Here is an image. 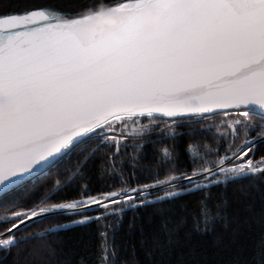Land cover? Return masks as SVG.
I'll use <instances>...</instances> for the list:
<instances>
[{
  "label": "snow or ice",
  "instance_id": "6c2138e0",
  "mask_svg": "<svg viewBox=\"0 0 264 264\" xmlns=\"http://www.w3.org/2000/svg\"><path fill=\"white\" fill-rule=\"evenodd\" d=\"M76 2L0 0V250L52 264L47 237L95 223L98 264H120L124 210L155 204L145 264H264V0H152L163 38L139 22L144 0H116L128 34L118 50L81 38ZM73 157L63 188L75 194L33 199ZM230 184L247 189L239 207ZM192 195L189 227L181 197ZM216 223L214 242H228L213 261L195 237Z\"/></svg>",
  "mask_w": 264,
  "mask_h": 264
},
{
  "label": "trees",
  "instance_id": "16d2710c",
  "mask_svg": "<svg viewBox=\"0 0 264 264\" xmlns=\"http://www.w3.org/2000/svg\"><path fill=\"white\" fill-rule=\"evenodd\" d=\"M260 129H257L253 135H259ZM76 159L67 161L59 172H53L43 181L39 182L37 188L32 191V198L37 199L47 194L52 196H73L75 187L70 185L67 189L63 188L67 178L75 168ZM187 165L191 169L192 165L188 162V157L181 152V166ZM162 178V177H161ZM59 179L61 185L57 186L55 181ZM143 179V178H142ZM214 192H219L221 189L214 188ZM230 199V208L241 206V201L244 200L247 192L240 184H230L227 188ZM21 202H23V193L20 194ZM55 202V201H51ZM181 202L185 203L187 214L189 215V227L191 226V213L198 212L197 197L183 196ZM160 205H149L136 210L126 208L123 212V219L116 232V244L119 246V261L120 264H145L144 249L140 244V238L143 235L146 238H151L160 227V213L157 209ZM4 206L0 205V214ZM0 218V225L4 220ZM71 219V217H58V221ZM45 224L43 227H49ZM39 230V229H35ZM99 230L95 223L83 226H69L61 229L45 239V243L50 244L55 249L56 255L52 257V264H80L81 260L85 264H98L99 245L101 243ZM111 231V230H110ZM222 225L216 223L214 231L203 236L195 237L201 247L206 251L210 260L218 261L220 257L214 256L213 253L222 248L223 243H227V235L221 244H216L214 238L218 233L223 232ZM254 237H258V233L253 229L251 235L244 234L240 240L246 245L254 243ZM147 242V241H146ZM39 243V242H37ZM16 250H0V264H21L16 257ZM41 264V262H37Z\"/></svg>",
  "mask_w": 264,
  "mask_h": 264
},
{
  "label": "clouds",
  "instance_id": "9594fccd",
  "mask_svg": "<svg viewBox=\"0 0 264 264\" xmlns=\"http://www.w3.org/2000/svg\"><path fill=\"white\" fill-rule=\"evenodd\" d=\"M136 14L142 25L150 26L161 38L166 36L163 11L152 0H144L138 5ZM81 17L77 28L82 39L94 37L108 50H118L128 43V34L122 25V12L105 0H98L94 7L84 9Z\"/></svg>",
  "mask_w": 264,
  "mask_h": 264
},
{
  "label": "water",
  "instance_id": "95a60500",
  "mask_svg": "<svg viewBox=\"0 0 264 264\" xmlns=\"http://www.w3.org/2000/svg\"><path fill=\"white\" fill-rule=\"evenodd\" d=\"M98 0H77L75 4L71 6L73 11L82 12L84 9L88 8L89 6L94 7ZM106 3L112 4L116 2V0H105Z\"/></svg>",
  "mask_w": 264,
  "mask_h": 264
},
{
  "label": "rangeland",
  "instance_id": "374dc122",
  "mask_svg": "<svg viewBox=\"0 0 264 264\" xmlns=\"http://www.w3.org/2000/svg\"><path fill=\"white\" fill-rule=\"evenodd\" d=\"M4 215H5V208L2 209V212L0 214V218H2L1 220H4Z\"/></svg>",
  "mask_w": 264,
  "mask_h": 264
}]
</instances>
